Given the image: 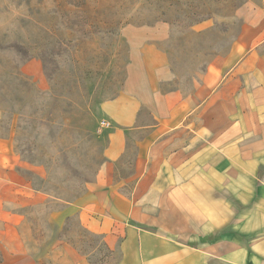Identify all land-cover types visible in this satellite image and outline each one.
<instances>
[{"label": "crops", "instance_id": "0c3cea01", "mask_svg": "<svg viewBox=\"0 0 264 264\" xmlns=\"http://www.w3.org/2000/svg\"><path fill=\"white\" fill-rule=\"evenodd\" d=\"M238 16L231 52L193 78L189 92L162 90L176 79L162 48L167 23L123 29L127 76L102 104L115 125L105 162L64 210L48 213L17 175L11 140L0 139L1 264H33L15 210L30 205L58 228L76 216L119 253L116 264H264V5ZM60 243L68 264H95Z\"/></svg>", "mask_w": 264, "mask_h": 264}, {"label": "rangeland", "instance_id": "374dc122", "mask_svg": "<svg viewBox=\"0 0 264 264\" xmlns=\"http://www.w3.org/2000/svg\"><path fill=\"white\" fill-rule=\"evenodd\" d=\"M149 3L158 4L157 15ZM247 5L264 0H0V139L11 140L17 175L49 214L84 196L105 162L115 125L102 104L120 94L127 76L123 29L167 23L162 48L176 79L162 90L189 92L193 78L231 52L243 26L238 12ZM17 65L24 88L8 74ZM134 151L132 144L128 163ZM130 169L126 164L121 175ZM15 210L24 216L33 264H68L60 241L95 264L119 260L76 216L58 228L41 222L34 205Z\"/></svg>", "mask_w": 264, "mask_h": 264}, {"label": "trees", "instance_id": "16d2710c", "mask_svg": "<svg viewBox=\"0 0 264 264\" xmlns=\"http://www.w3.org/2000/svg\"><path fill=\"white\" fill-rule=\"evenodd\" d=\"M146 8H147V10H148L149 12L152 13V15H154V14L157 15L158 12H159V8H160V7L158 6L157 3H149V4L146 6ZM128 25H129V24H128ZM145 25H146V24H145ZM12 49H14V50H18V51H21L17 46L12 47ZM20 68H21V66H20V65H17V66L14 67V71H13V72L9 71L8 74H9V76L15 78L18 82H20V85L22 86V88H24L26 85H22V84H21V81H22V79H23V80H27V79H26V77L23 76V74L21 73ZM17 77H18V78H17Z\"/></svg>", "mask_w": 264, "mask_h": 264}]
</instances>
